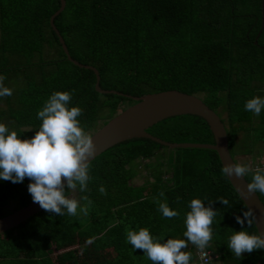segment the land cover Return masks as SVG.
I'll use <instances>...</instances> for the list:
<instances>
[{
  "label": "trees",
  "instance_id": "1",
  "mask_svg": "<svg viewBox=\"0 0 264 264\" xmlns=\"http://www.w3.org/2000/svg\"><path fill=\"white\" fill-rule=\"evenodd\" d=\"M260 4L64 0L53 25L69 56L95 68L98 86L118 95L96 92L92 71L66 60L48 23L58 0H0V75L12 90L11 96L0 97V123L30 139L39 130L37 112L45 101L54 92L68 91L73 93L69 106L83 110L78 119L91 134L134 103L124 94L177 90L199 97L218 115L235 163V156H249V166L264 168V110L257 116L244 108L249 99L264 98V0ZM146 132L167 142H213L205 121L189 114L167 117ZM140 168L145 174L135 184ZM221 169L210 149H168L146 138L117 143L90 161L88 191L73 192L78 200L86 195L92 201L88 214L78 209L77 216L66 210L59 216L40 209L0 234V264H152L127 242V232L147 228L162 242L175 239L186 231L193 199L206 207L215 201L213 238L206 248L211 258L223 264H264L262 250L237 258L227 247L233 232L256 231L236 222L246 209ZM251 177L244 179L250 183ZM29 183L28 178L16 184L0 180V217L31 200ZM256 195L264 206V195ZM220 198L229 205L220 204ZM157 201L179 216L163 217Z\"/></svg>",
  "mask_w": 264,
  "mask_h": 264
},
{
  "label": "clouds",
  "instance_id": "2",
  "mask_svg": "<svg viewBox=\"0 0 264 264\" xmlns=\"http://www.w3.org/2000/svg\"><path fill=\"white\" fill-rule=\"evenodd\" d=\"M5 78L0 75V97L12 95V90L3 84ZM72 96L73 93L68 91H57L49 96L37 112V118L41 121L39 130L30 139H21L16 131H10L5 124L0 123V180L16 184L28 178L30 183L27 191L32 201L44 211L59 216L65 215V210L68 215L77 216L78 209L87 215L92 203L86 195L80 200L66 195L68 190L76 192L78 189L81 193L88 191L90 161L97 151L93 137L78 119L83 110L69 106ZM244 108L259 116L264 110V98L249 99ZM221 171L228 179H243L252 173L251 182L246 184L245 198L256 193L264 195V168L253 169L247 164L231 162L225 164ZM99 191L106 194L103 186ZM159 196L163 197L164 193H159ZM81 200L87 203L82 205ZM214 202H208L206 207L201 199L191 200L188 205L190 211L184 220L185 239L169 238L162 242L152 236L147 228H140L127 232V242L134 250H142L152 264H190L192 254L185 251L189 243L203 251L212 241V225L217 215V210L213 208ZM218 202L229 205L224 198ZM159 211L168 219L179 216V212L170 209L167 203H159ZM235 219L242 228L245 223L248 228L254 224L256 216L252 209H247L243 211V218L236 216ZM233 233L227 247L237 258H241L242 253L264 249V233L249 234L245 230Z\"/></svg>",
  "mask_w": 264,
  "mask_h": 264
},
{
  "label": "water",
  "instance_id": "3",
  "mask_svg": "<svg viewBox=\"0 0 264 264\" xmlns=\"http://www.w3.org/2000/svg\"><path fill=\"white\" fill-rule=\"evenodd\" d=\"M58 2L59 6L49 16L48 23L57 37V41L63 54L65 55L66 60L78 68H84L92 71L94 75L93 87L96 92L100 94L109 93L120 95L121 93L117 91L101 89L98 86L99 76L97 70L90 65L81 64L69 56L62 37L53 25V18L63 9L64 6V0H58ZM260 6H262V0ZM124 96L130 97L134 103L115 113L103 125L90 134L97 146L95 156L100 154L105 149L125 140L132 138H146L168 149L199 148L213 150L217 155L221 168L225 164H229L231 162L235 163L234 159L229 154L226 132L223 123L218 115L208 108L199 97L177 90H164L147 93L138 97L125 94ZM184 114L195 115L202 118L208 126L213 142H167L146 132L148 127L160 120ZM226 179L244 205L245 209L253 210L256 216V220L253 224L256 234L264 233V206L258 196L256 194H251L245 198L244 194L247 191V181L244 178L237 179L233 177L228 179L226 177ZM40 209V206L37 203H34L32 198L26 205L17 209H10L8 214L0 217V234L16 226ZM261 250L264 256V249Z\"/></svg>",
  "mask_w": 264,
  "mask_h": 264
},
{
  "label": "rangeland",
  "instance_id": "4",
  "mask_svg": "<svg viewBox=\"0 0 264 264\" xmlns=\"http://www.w3.org/2000/svg\"><path fill=\"white\" fill-rule=\"evenodd\" d=\"M261 150V149H260ZM257 155V158H258V161H262L263 162V158H262V155L260 154V152H258L257 151V153H256ZM235 159H236V161L238 162V163H241V164H249V162H250V160H251V158H249V156H242V155H239V156H235ZM165 166V165H164ZM163 169H164V167H163ZM139 172H140V174L138 175V176H136L135 178H134V180H133V182L135 183V184H138V183H140V182H142V180H143V175L145 174V172H144V170L143 169H139ZM169 175H167L166 177H164L165 179L168 177ZM69 198H74V193H73V191L71 190V194L68 196ZM184 233V232H183ZM84 239V238H83ZM175 239H185V237L183 236V234H181V235H179V236H177ZM196 250H197V248L195 247V246H193L191 243H189V246H188V248L187 249H185V251H188V252H191V254H192V258H191V262H190V264H199V262H197L198 261V259L196 258V254H195V252H196ZM56 253V251H54V250H52V252H51V256H53L54 254ZM213 263H215V262H212V263H210V264H213Z\"/></svg>",
  "mask_w": 264,
  "mask_h": 264
},
{
  "label": "built area",
  "instance_id": "5",
  "mask_svg": "<svg viewBox=\"0 0 264 264\" xmlns=\"http://www.w3.org/2000/svg\"><path fill=\"white\" fill-rule=\"evenodd\" d=\"M195 254L199 261V264H207L211 258V253L207 249H204L203 251L197 249Z\"/></svg>",
  "mask_w": 264,
  "mask_h": 264
},
{
  "label": "crops",
  "instance_id": "6",
  "mask_svg": "<svg viewBox=\"0 0 264 264\" xmlns=\"http://www.w3.org/2000/svg\"><path fill=\"white\" fill-rule=\"evenodd\" d=\"M196 256V255H195ZM197 258V257H196ZM198 262V261H197ZM212 262H215V263H213V264H223L222 262H220L219 260H217V259H213V258H211V260L208 262V264H210V263H212Z\"/></svg>",
  "mask_w": 264,
  "mask_h": 264
}]
</instances>
